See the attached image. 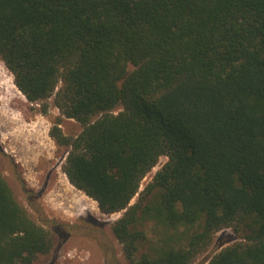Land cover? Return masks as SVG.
I'll use <instances>...</instances> for the list:
<instances>
[{
  "label": "trees",
  "instance_id": "1",
  "mask_svg": "<svg viewBox=\"0 0 264 264\" xmlns=\"http://www.w3.org/2000/svg\"><path fill=\"white\" fill-rule=\"evenodd\" d=\"M0 59L82 126L50 134L69 183L122 212L127 264H192L225 229L208 264H264V0H0ZM14 196L0 169V264H35L55 235Z\"/></svg>",
  "mask_w": 264,
  "mask_h": 264
},
{
  "label": "rangeland",
  "instance_id": "2",
  "mask_svg": "<svg viewBox=\"0 0 264 264\" xmlns=\"http://www.w3.org/2000/svg\"><path fill=\"white\" fill-rule=\"evenodd\" d=\"M9 71L0 59V169L31 219L55 235L51 252L35 264H127L111 230L122 212L102 214L95 201L69 183L62 169L66 148L50 134L58 126L63 136L73 138L82 126L62 116L53 97L41 104L28 102ZM166 161L159 159L141 181L139 192ZM235 241L230 229L218 232L192 264H208Z\"/></svg>",
  "mask_w": 264,
  "mask_h": 264
},
{
  "label": "bare ground",
  "instance_id": "3",
  "mask_svg": "<svg viewBox=\"0 0 264 264\" xmlns=\"http://www.w3.org/2000/svg\"><path fill=\"white\" fill-rule=\"evenodd\" d=\"M91 206V205H90Z\"/></svg>",
  "mask_w": 264,
  "mask_h": 264
}]
</instances>
